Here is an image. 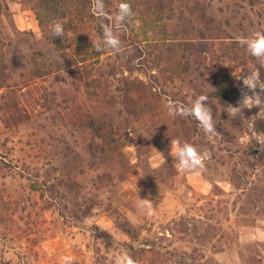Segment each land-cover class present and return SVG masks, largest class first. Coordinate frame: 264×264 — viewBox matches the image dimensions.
<instances>
[{"label": "rangeland", "instance_id": "rangeland-1", "mask_svg": "<svg viewBox=\"0 0 264 264\" xmlns=\"http://www.w3.org/2000/svg\"><path fill=\"white\" fill-rule=\"evenodd\" d=\"M122 2L130 4L103 5L80 41L73 26L59 50L42 37L30 8L0 0L7 73L0 89V264H60L62 256L73 264H114L123 253L137 264H264V135L255 130L264 104H241L244 93L252 94L243 79L259 71L249 60L233 62L232 41L212 31L227 27L237 52L248 57L239 40L264 32V0H166L159 14L140 1L116 27ZM102 26L113 27L119 52L103 44L96 32ZM223 68L237 80L239 96L228 110L239 120L235 127L212 97L213 79ZM100 75L112 93L124 77L143 82L161 116L156 125H134L139 143L129 131L134 142L123 149L125 181L116 178L110 186L90 171L72 175L65 199L64 190L53 187L58 175L47 155L58 141L83 144L76 123L89 111L87 90L95 92ZM200 95L208 97L219 135H206L191 117L168 115V101L190 106ZM46 100L51 108H44ZM171 139L196 147L204 167L179 171ZM139 198L152 201L151 215L138 208ZM111 208L143 227L139 240L115 225Z\"/></svg>", "mask_w": 264, "mask_h": 264}, {"label": "trees", "instance_id": "trees-1", "mask_svg": "<svg viewBox=\"0 0 264 264\" xmlns=\"http://www.w3.org/2000/svg\"><path fill=\"white\" fill-rule=\"evenodd\" d=\"M22 4L30 8L36 17L38 27L42 37L54 44L59 50L63 48V38H68L69 31L76 26V38L80 41V35L85 28L90 25L91 18L97 13L94 11L95 0H20ZM110 0H102L103 5H109ZM143 1L146 11L150 6L156 14L162 13L164 7L162 3L166 0H130V4L138 7V3ZM133 10V11H134ZM61 23L64 28V37H52L51 28L54 23ZM229 26V25H228ZM227 27L217 26L212 31L225 35L232 41V49L236 51L232 59L233 62H239L241 66L246 65L247 61H251L259 71L260 80L264 81V67H262L255 58L249 55L242 56L237 52L238 44L234 43L235 38ZM211 31V32H212ZM97 34L103 38V29H97ZM218 36V35H213ZM206 49L205 52H210ZM81 67L78 63V68ZM206 69V66H204ZM202 76H205L203 73ZM7 82L6 66L4 65L3 52L0 49V89L4 88ZM104 82L107 81L98 76L92 85L95 92L87 90V98L90 109L84 117L78 119L76 123L77 133L84 141L81 146L72 145L68 141H58L51 144L48 158L53 166L52 170L57 173L58 177L53 184L54 188H62L64 190L63 198H68L69 191L67 189L68 178L72 175L79 176L86 171L96 174L97 179L101 182L106 181L110 186L115 185V179L121 182L126 180L121 172L126 166L123 149L134 142L129 135V131L133 132L136 137L140 136V128L135 124L146 123L152 120L156 125V120L161 115L156 114L157 99L150 94L146 85L138 81V79H128L124 77L118 82V86L114 89V93L110 92L109 86L105 87ZM264 97V92L260 93ZM239 96L237 80L229 74L225 68L222 69V77L213 79L212 97L219 107L221 117L232 126H237L238 119H232L228 113L229 108L237 100ZM49 103L44 108H51ZM161 129H165V123L161 125ZM258 134L264 135V120H259L255 125ZM162 136H167L162 133ZM170 139L167 141L169 142ZM137 144V140H136ZM139 148V146H138ZM249 154L255 156L253 149L249 150ZM88 169V170H87ZM51 170L48 172V178L52 177ZM95 182V181H94ZM115 225L127 236L132 239H140L143 233V227H135L130 220L124 216L119 210L110 209ZM90 209L83 211L82 216L87 218ZM132 249V247H131ZM153 251V249H149ZM148 251L145 249L138 250V255L143 257Z\"/></svg>", "mask_w": 264, "mask_h": 264}, {"label": "clouds", "instance_id": "clouds-1", "mask_svg": "<svg viewBox=\"0 0 264 264\" xmlns=\"http://www.w3.org/2000/svg\"><path fill=\"white\" fill-rule=\"evenodd\" d=\"M102 0H95L94 11L97 14L102 13ZM133 15L131 5L127 2H122L119 5L114 24L119 27L129 17ZM103 27V44L108 48L119 52L120 39L113 30V27ZM52 37H64V28L61 23H54L51 28ZM241 46L246 48L249 55L257 60L264 67V32H254L248 37H242L239 40ZM96 51L101 52L103 48L100 44L96 45ZM243 85L252 93L243 94L241 104L245 107L252 108L260 107L264 104V97L260 93L264 92V81L260 80L258 73L252 72L243 79ZM208 97L200 95L190 106L177 105L172 101H168L165 107L168 110L169 116L191 117L195 119L198 126L206 135L216 136L219 133L216 131L215 119L213 118L212 109L208 106ZM234 110L239 108L232 107ZM171 155L176 160V167L179 171H196L204 167V159L200 152L192 144L183 142L179 139H171ZM161 154V153H160ZM162 155V154H161ZM138 208L145 210L147 215L152 214L153 203L149 199L139 198ZM60 264H73V260L69 256H62ZM114 264H137V261L127 253L117 255L114 259Z\"/></svg>", "mask_w": 264, "mask_h": 264}]
</instances>
